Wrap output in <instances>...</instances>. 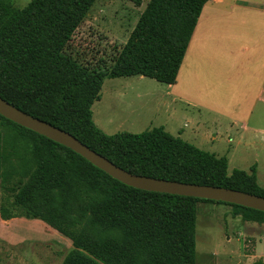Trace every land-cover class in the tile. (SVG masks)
Segmentation results:
<instances>
[{"label": "trees", "instance_id": "16d2710c", "mask_svg": "<svg viewBox=\"0 0 264 264\" xmlns=\"http://www.w3.org/2000/svg\"><path fill=\"white\" fill-rule=\"evenodd\" d=\"M96 0H0V96L73 134L136 174L211 184L264 196L256 166L228 174V158L174 136L163 126L108 134L93 120L106 78L141 75L174 84L209 0H149L108 69L90 68L65 52ZM137 5L142 0H131ZM32 167L12 199L0 193L1 216L41 217L70 235L62 264H193L199 202L232 207L233 217L264 223V211L193 196L148 191L112 177L71 148L0 114L4 161ZM74 229V228H73Z\"/></svg>", "mask_w": 264, "mask_h": 264}, {"label": "rangeland", "instance_id": "374dc122", "mask_svg": "<svg viewBox=\"0 0 264 264\" xmlns=\"http://www.w3.org/2000/svg\"><path fill=\"white\" fill-rule=\"evenodd\" d=\"M30 1L12 0L19 8ZM221 1L224 2L222 9H229L234 4L240 7L231 14L220 12L221 20H217V24L215 20L210 29L207 26L211 35L207 43V39L204 40V54L198 61L191 62L201 74L192 80L191 85L194 89L202 88L203 92L199 89L188 94L199 99L197 95L202 93L206 101H212L217 94L215 98L224 101V113L237 108L238 100L245 105L238 108L237 119H227L217 117L211 106L205 103L188 106L178 101L177 110L179 108L183 116L178 114L176 121L179 125L200 122L197 132L199 147L220 156L226 155L227 148L231 147L229 140L233 139L228 174L231 175L234 168L246 170L259 159V182L264 188V119L261 123L249 119L252 94L259 80L264 78V0ZM148 2L142 0V4L137 5L131 0H96L65 52L82 65L108 69ZM242 3H247L250 8H242ZM206 6L204 19L208 17V3ZM191 52L190 56H193L194 51ZM178 83L183 94L188 82L181 75ZM216 84L219 87L212 88ZM229 84L231 87L226 88ZM161 86H165L164 83L140 75L106 78L101 99L92 106L94 122L108 134L121 131L140 133L151 129L150 120L154 119H150V112L158 105L154 101L158 92L161 93ZM246 120L250 130L241 128V122ZM256 129L261 132H255ZM211 131H215L217 137L212 138ZM187 141L197 144L194 140ZM4 164V176L10 180L4 185L0 183V192L12 199L14 192L10 188L23 184L33 168L14 158L11 164L7 160ZM41 222L43 225L36 224L37 221L24 215L10 218L5 230L8 234L0 237L13 243L0 238V264H62L81 226L71 223L69 230L73 232L62 235L61 225L53 224L55 228H48L46 220ZM0 229H5L3 224ZM193 264H264V223L233 217L232 207L227 204L199 202L196 260Z\"/></svg>", "mask_w": 264, "mask_h": 264}, {"label": "crops", "instance_id": "0c3cea01", "mask_svg": "<svg viewBox=\"0 0 264 264\" xmlns=\"http://www.w3.org/2000/svg\"><path fill=\"white\" fill-rule=\"evenodd\" d=\"M207 3L209 5L208 8V17L206 19H204L205 16V10H207ZM204 7L203 10L201 12V15L198 19L197 25L195 27V30L193 32L192 38L190 40L189 46L187 48L186 54L184 56L183 62L181 64V67L179 69L178 72V76H177V82L174 84H168V83H164L165 86H161V93L158 92V94L156 95L157 99L154 101L155 103L157 102L158 105L156 108L153 107L152 109V114H150V119H154L153 121L150 120V124H153V127H158V126H163L165 128V130H167L168 132H170L171 134H173L174 136H179L181 138H183L185 140V138H188L187 140H194L196 141V146H200L199 145V141H198V129L200 127V122H198L197 120L195 121V123H191L190 125H188V123H184V125H179L176 121L178 114L182 117V112L180 113V110L178 108L177 110V102L181 101L184 103H187L188 106H196V105H201V104H207L209 107L211 106V108L213 109L214 114L217 117H225L227 119H237L238 115H239V107H243L245 104L242 100H238L236 101V105L237 108L233 107L234 109H232V111L230 112H226L223 111V106H224V101H221L220 98L219 101L215 98L217 96V94H215V96L213 97L212 101H206L203 99L202 97V93L201 96L197 95L199 99L193 98L191 97V93L188 94L190 91L191 92H196L199 89H202L200 87H197L194 89V85H191L192 80L195 77L200 76L201 74L199 73V71L196 68L195 64H191V62L193 61H198L199 58L201 59V57L204 54V50L206 47L205 46V41L210 35H211V31L208 30V28L210 29L212 23H214V21L216 20V24L218 23L217 20H221L219 18V14L220 12H224L227 14H231L235 8L240 7V5L234 4L231 5L229 9H222L224 2L221 0H209L207 2ZM241 6L244 9H249L250 6H247V3H242ZM214 16H216V18H214ZM208 26V28H207ZM208 39L206 40L207 43ZM202 44V46H201ZM191 51H194V55H191ZM198 71L197 73H195L194 71ZM183 76V78L185 79V82H188V85L185 86V88H183V94H181V84H179V77ZM137 76V75H136ZM141 76V75H140ZM144 77V76H142ZM219 87L217 84L216 85H212V88H217ZM231 84H229L228 86H226V88H230ZM178 90V91H177ZM102 92V91H101ZM203 92V89H202ZM179 93V94H178ZM188 94V95H187ZM102 96V93H101ZM185 100V101H184ZM193 102V103H191ZM250 113H249V119L257 121L258 123H261V121L264 119V78L262 80H259L258 82V86L255 87L254 93L252 94V98H251V104H250ZM156 111V112H155ZM150 127V128H153ZM188 128V129H186ZM241 128L245 129V130H250V126L247 123V120L244 122H241ZM255 132H261L260 129H256L254 130ZM212 132V138L217 137V133L215 131H211ZM186 140V141H187ZM189 142V141H188ZM231 147H228L226 150V156L228 158V169H229V163H230V157L233 154L231 152L232 150V145H233V139L229 140ZM213 144V142H212ZM230 146V145H229ZM212 148V147H211ZM216 148V146H215ZM214 148V150H215ZM215 153V152H214ZM216 155L220 156L219 154L215 153ZM253 164V165H252ZM252 164L249 166L248 169H246V171H250V168L252 166H256V174H257V182L259 183V185H261V183L259 182V175H260V163H259V159L256 162H252ZM260 164V165H259ZM234 169H238V168H234ZM245 170V169H242ZM229 171V170H228ZM264 180V178H263ZM2 179L0 178V183H2ZM1 186V185H0ZM263 185H261L262 187ZM1 193V192H0ZM5 193V192H4ZM31 219H34L35 221H37L36 224H42L41 220H45L44 218L41 217H33ZM8 222H10V218L9 219H5L1 216V212H0V224L4 225L5 229H0V235L2 234L3 236H6L8 233H6V228L9 225ZM48 226V228H51L52 225L51 223L46 220L45 222ZM55 228V227H52ZM64 233H62V235H64ZM1 238V237H0ZM12 240H16L14 237H12ZM4 239V238H1ZM5 240V239H4ZM7 241V240H5ZM9 243H13L11 241H7ZM73 245V242H72ZM71 247V246H70Z\"/></svg>", "mask_w": 264, "mask_h": 264}, {"label": "water", "instance_id": "95a60500", "mask_svg": "<svg viewBox=\"0 0 264 264\" xmlns=\"http://www.w3.org/2000/svg\"><path fill=\"white\" fill-rule=\"evenodd\" d=\"M0 114L4 117L63 144L81 154L112 177L130 186L156 192L223 201L264 211V196L230 187L157 178L128 171L91 149L70 132L36 117L0 96Z\"/></svg>", "mask_w": 264, "mask_h": 264}]
</instances>
